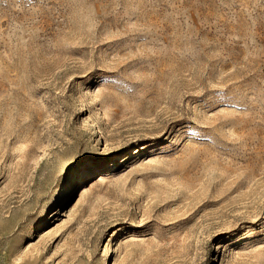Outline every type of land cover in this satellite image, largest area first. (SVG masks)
Returning <instances> with one entry per match:
<instances>
[{"label": "rangeland", "instance_id": "374dc122", "mask_svg": "<svg viewBox=\"0 0 264 264\" xmlns=\"http://www.w3.org/2000/svg\"><path fill=\"white\" fill-rule=\"evenodd\" d=\"M0 264H264V0H0Z\"/></svg>", "mask_w": 264, "mask_h": 264}]
</instances>
